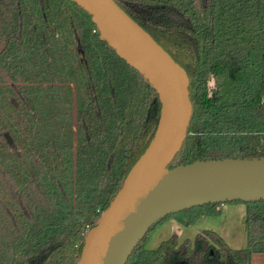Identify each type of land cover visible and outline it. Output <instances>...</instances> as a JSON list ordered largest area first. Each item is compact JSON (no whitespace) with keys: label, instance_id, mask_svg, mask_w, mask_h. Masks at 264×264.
Wrapping results in <instances>:
<instances>
[{"label":"trees","instance_id":"trees-1","mask_svg":"<svg viewBox=\"0 0 264 264\" xmlns=\"http://www.w3.org/2000/svg\"><path fill=\"white\" fill-rule=\"evenodd\" d=\"M182 67L194 107L170 169L264 159V0H115ZM213 83L214 86L210 87ZM162 105L148 79L105 41L72 0H0V264H80L98 226L157 132ZM246 206L248 248L186 227L222 204L157 223L126 264H251L264 253V200Z\"/></svg>","mask_w":264,"mask_h":264},{"label":"water","instance_id":"water-1","mask_svg":"<svg viewBox=\"0 0 264 264\" xmlns=\"http://www.w3.org/2000/svg\"><path fill=\"white\" fill-rule=\"evenodd\" d=\"M72 1L92 16L102 40L150 81L162 105L154 139L88 233L80 264H126L157 223L183 210L264 200V159L207 160L170 169L194 113L187 72L115 0Z\"/></svg>","mask_w":264,"mask_h":264},{"label":"crops","instance_id":"crops-1","mask_svg":"<svg viewBox=\"0 0 264 264\" xmlns=\"http://www.w3.org/2000/svg\"><path fill=\"white\" fill-rule=\"evenodd\" d=\"M216 210L218 211L217 215L201 216L190 227L184 226L176 219H170L161 224V228H159L160 230L168 231L169 237L177 235L180 242L187 239L190 240V233L194 232V235L197 236L202 231L210 230L221 236L233 250L247 249L246 206L241 203L223 204L218 206ZM251 264H264V253H254L251 258Z\"/></svg>","mask_w":264,"mask_h":264},{"label":"rangeland","instance_id":"rangeland-1","mask_svg":"<svg viewBox=\"0 0 264 264\" xmlns=\"http://www.w3.org/2000/svg\"><path fill=\"white\" fill-rule=\"evenodd\" d=\"M213 86H214V84L211 83L210 87H213ZM159 227L161 228V226H159ZM159 227L156 228L155 230H153L145 241V247L149 250L157 249L163 241L170 238L168 231L160 230ZM193 231H194V229H193ZM194 236H196V235H194V232L190 233L189 234V237H191L190 240H194L195 239Z\"/></svg>","mask_w":264,"mask_h":264},{"label":"built area","instance_id":"built-area-1","mask_svg":"<svg viewBox=\"0 0 264 264\" xmlns=\"http://www.w3.org/2000/svg\"><path fill=\"white\" fill-rule=\"evenodd\" d=\"M223 205V204H222Z\"/></svg>","mask_w":264,"mask_h":264}]
</instances>
